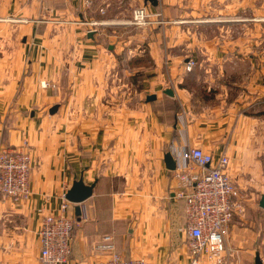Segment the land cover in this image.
<instances>
[{"label": "crops", "instance_id": "crops-1", "mask_svg": "<svg viewBox=\"0 0 264 264\" xmlns=\"http://www.w3.org/2000/svg\"><path fill=\"white\" fill-rule=\"evenodd\" d=\"M235 1L221 9L217 0L211 21L198 18L206 0L147 4L148 65L139 64L136 103L128 106L112 101L114 84L98 88L113 81L123 44L110 49L98 33L87 36L92 26L122 24L123 0H0V150L26 143L32 157L29 198L0 195V264H39L41 220L58 211L80 175L94 187L79 217L69 204L76 223L63 264H92L113 252L191 264L185 202L176 195L179 161L174 170L164 161L183 146L226 154L239 192H264V0H242L240 11ZM142 4L129 0L132 10ZM94 7L105 16L94 17ZM207 22L217 23L218 36L196 41L190 28ZM105 94L111 104L100 100ZM148 94L156 99L146 102ZM263 214L242 200L222 264H254L257 252L264 264ZM104 235L113 250L100 246ZM196 264L213 263L201 257Z\"/></svg>", "mask_w": 264, "mask_h": 264}, {"label": "built area", "instance_id": "built-area-1", "mask_svg": "<svg viewBox=\"0 0 264 264\" xmlns=\"http://www.w3.org/2000/svg\"><path fill=\"white\" fill-rule=\"evenodd\" d=\"M147 4L132 10L130 23L146 26L151 22ZM157 16V14H156ZM90 29L89 31H92ZM195 62L187 61L190 70ZM42 87L54 86L47 81ZM174 152L179 161L175 177L181 187L176 192L185 205V225L182 230L188 236V254L191 264L203 257L213 264L223 263L225 240L229 234L235 211L241 212L242 196L229 175V157L226 154L214 157L197 146H183ZM32 157L25 145L19 148L0 150V195L19 202L29 198V179ZM71 204L62 196L57 212L43 216L38 230L39 264H63L71 253L75 218L68 213ZM102 248L113 250L110 235H104ZM92 264H149L138 257H123L113 252L104 260Z\"/></svg>", "mask_w": 264, "mask_h": 264}, {"label": "rangeland", "instance_id": "rangeland-1", "mask_svg": "<svg viewBox=\"0 0 264 264\" xmlns=\"http://www.w3.org/2000/svg\"><path fill=\"white\" fill-rule=\"evenodd\" d=\"M160 1V0H158ZM199 2L195 3L194 5H198ZM227 0H221L219 3L221 9L226 8ZM190 4V3H188ZM193 3H191L192 5ZM217 0H206L204 4V8H201L200 13L201 19H208L212 20L211 12L213 11L211 8L213 7L216 9ZM233 4V1H232ZM235 4L237 5V11L242 10V0H236ZM119 5V4H118ZM124 6V22L119 25H111V24H102V25H95L92 27L95 32L93 34H97L95 37L97 42L102 43L103 45H111V44H123V49L119 50V60L118 62L110 68V75L113 77V81H107L105 84H101L100 89H103L104 92L106 91L105 88L108 90L109 86L114 84V92H113V102L118 101H127L124 102L128 106H133L136 103L135 95L132 91L138 85L137 77L140 73H143V70H139V64L141 65H148V59L146 55V47L148 42V25L146 26H135L130 23L131 20V11L132 8L129 5V0H123L120 4ZM150 5V4H149ZM241 5V6H240ZM130 6V7H129ZM197 10V9H196ZM217 10V9H216ZM93 16L97 19H100L105 16V13H102L100 9L94 7L93 9ZM206 16V17H204ZM197 18V16H195ZM226 19V18H225ZM210 20V21H211ZM77 22H81L80 19L77 18ZM84 21V20H83ZM221 25H225L226 23H220ZM217 23L207 22V23H195L192 30L193 36L195 37L196 41H209L213 37L218 36L216 29ZM85 27V26H83ZM91 27V26H90ZM221 38H226V34H221ZM85 39V36H83ZM136 48V49H135ZM129 49V50H128ZM135 49V50H134ZM138 49L141 50L140 58L136 59L132 56L133 53H137ZM134 59V60H133ZM109 75V76H110ZM99 101V99H97ZM104 104H111V101L108 100V96L105 94L100 99ZM263 193V192H262ZM260 192L255 193H242V200L244 203H250L254 207L257 208L258 201L261 197ZM259 209V208H258ZM259 211L262 213L263 210ZM264 215V214H263ZM261 233H264V224L259 229ZM264 237V235H263ZM189 240H187L188 244ZM261 248H264V244L261 243Z\"/></svg>", "mask_w": 264, "mask_h": 264}, {"label": "water", "instance_id": "water-1", "mask_svg": "<svg viewBox=\"0 0 264 264\" xmlns=\"http://www.w3.org/2000/svg\"><path fill=\"white\" fill-rule=\"evenodd\" d=\"M143 1L145 4H150L153 7H157L159 3L158 0H143ZM93 32L94 31H88L87 36L91 37L93 35ZM109 48L111 49L112 46L110 45ZM163 92L169 96H173V90L171 88H165ZM155 99H156L155 94H148L145 97L146 102H150ZM58 107H59L58 105H53L49 110V113L54 114L57 111ZM164 161L168 169L174 170L176 168V164H177L176 159L174 158L173 154L170 151H167L164 154ZM93 187H94V183L90 185L85 184L82 175H80L78 178L75 176L72 186L66 191L65 198L74 205V213L76 216L79 217V215L81 214L79 204L83 203L92 195ZM258 204L260 208L264 209V192L261 194ZM254 264H262L258 252L255 254Z\"/></svg>", "mask_w": 264, "mask_h": 264}]
</instances>
